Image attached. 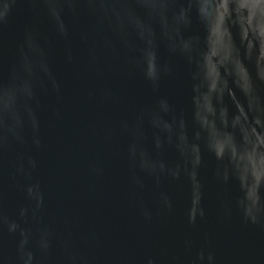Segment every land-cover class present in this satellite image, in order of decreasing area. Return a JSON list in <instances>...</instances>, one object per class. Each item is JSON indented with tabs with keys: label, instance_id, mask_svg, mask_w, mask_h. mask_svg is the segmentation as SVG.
<instances>
[{
	"label": "water",
	"instance_id": "obj_1",
	"mask_svg": "<svg viewBox=\"0 0 264 264\" xmlns=\"http://www.w3.org/2000/svg\"><path fill=\"white\" fill-rule=\"evenodd\" d=\"M0 264H264V0H0Z\"/></svg>",
	"mask_w": 264,
	"mask_h": 264
}]
</instances>
